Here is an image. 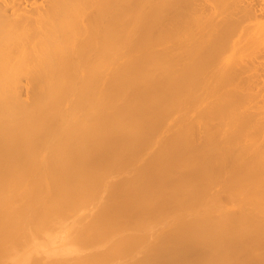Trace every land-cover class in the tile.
I'll use <instances>...</instances> for the list:
<instances>
[{
    "label": "bare ground",
    "instance_id": "obj_1",
    "mask_svg": "<svg viewBox=\"0 0 264 264\" xmlns=\"http://www.w3.org/2000/svg\"><path fill=\"white\" fill-rule=\"evenodd\" d=\"M177 1L0 0V264H264V54L225 56L264 0L191 6L210 41Z\"/></svg>",
    "mask_w": 264,
    "mask_h": 264
},
{
    "label": "rangeland",
    "instance_id": "obj_2",
    "mask_svg": "<svg viewBox=\"0 0 264 264\" xmlns=\"http://www.w3.org/2000/svg\"><path fill=\"white\" fill-rule=\"evenodd\" d=\"M159 1H161V0H159ZM166 1H168V3H170L169 2V0H166ZM177 1V0H176ZM178 1H181V0H178ZM177 1V2H178ZM203 0H182L181 2H178V3H176V4H174V6H175V10H171V13L172 14H174V12H176V14H178L177 16V18L179 19H182V17H183V19H185L184 17H186V19H188L187 21H189L190 19H191V21L189 22L190 24H188V22L187 23H185L186 24V26H188L189 25V28H190V31H192L193 30V32L195 31L196 33L198 32V31H196V30H198L200 27L201 28H206L207 29V26L209 25H211V23L209 22V20H208V18L209 19H211V17H212V19L211 20H213V23L212 24H214V26L211 28V29H208V30H210V32H209V36L205 39V41H210V40H212L215 36H217V35H220V33L222 32V31H224V29L226 28V27H228L229 25H231V23H232V19H234V18H236V17H238V16H236V15H234V12H233V14L232 13H230V12H232V11H228V10H225V11H213L212 12V10H207V11H205V10H203V11H201V12H197V11H195V10H193V9H195V6H197V3H200V2H202ZM164 2H165V0H164ZM171 2H173V1H171ZM187 5V8L185 7ZM183 6V7H182ZM191 6H193L194 8L192 9L191 8ZM170 9H171V6L169 7ZM179 8V9H178ZM184 8V9H183ZM191 8V9H190ZM182 9V10H181ZM179 11V12H178ZM186 11V12H185ZM188 11V12H187ZM168 11H165L164 13H167ZM169 13H170V11L168 12V14H165L164 16L166 17V15L168 16L169 15ZM230 14H232V15H230ZM236 14V13H235ZM171 15V14H170ZM169 15V18L168 17H166V18H164V20L166 19L167 21L170 19V21L172 22L173 21V25H174V20H176L177 18H176V16L173 18V16H170ZM234 16H236V17H234ZM173 19H172V18ZM179 19V20H180ZM180 20V22L181 21H183V23L182 24H184V20ZM194 21H193V20ZM165 20V23L167 22ZM179 20H177L176 21V23L179 21ZM210 20V21H211ZM231 20V21H230ZM170 21H168V22H170ZM204 21H208V23H206V24H208V25H203L202 24V26H200L199 27V25H201V24H199V23H202V22H204ZM167 22V23H168ZM170 22V23H171ZM179 22V23H180ZM225 22V23H224ZM169 23V25H172V24H170ZM175 23V24H176ZM210 23V24H209ZM164 25H166V24H164ZM172 25V26H173ZM168 25H166V27H167ZM179 26H180V24H179ZM206 26V27H205ZM208 26V27H209ZM233 26H235V25H233ZM171 28V26H168V28ZM185 28V27H184ZM187 28V27H186ZM210 28V27H209ZM228 29V28H227ZM227 29H226V31H227ZM181 30V29H180ZM201 30V29H200ZM203 30V29H202ZM180 33V32H179ZM182 33V32H181ZM184 33V32H183ZM229 34V42L227 43V45L225 46V56H229L228 58H231V61H239V64L242 62V63H245L246 65H248L249 67H253V65H254V63L256 62V61H259V60H261L262 59V54H264V37H256L254 34H253V32L250 30V28L249 29H242V28H236V29H233V30H230L229 32H228ZM198 34V36H199V33H197ZM197 34H195V36H197ZM180 35V34H179ZM180 36H182V35H180ZM184 36V35H183ZM197 36V37H198ZM205 38V37H204ZM181 39V38H180ZM182 39H185V36L182 38ZM171 41V40H170ZM173 42V41H172ZM171 42V43H172ZM184 42V44L183 45H185L186 43H187V41H183ZM169 45L168 44V42L166 43H164L161 47H164L165 45ZM173 44H174V42H173ZM173 44H170V46H169V48H171V45L172 46H174ZM188 44V43H187ZM166 45V46H167ZM177 45H180V44H177ZM177 45H175V46H177ZM175 46H174V48H175ZM167 48V47H166ZM179 48V47H178ZM155 49H160V46H157ZM165 49V48H164ZM172 49H173V47H172ZM172 49H170V51L172 50ZM177 49V48H176ZM161 50V49H160ZM162 50H163V48H162ZM167 50H168V48H167ZM173 51V54H174V51H175V49L174 50H172ZM178 51H179V53H180V51H181V49L179 50L178 49ZM178 51H176V53H178ZM231 56V57H230ZM253 71V70H252ZM248 74H250V70L245 74V75H248ZM177 116L178 115H172V117H173V120L174 119H176L177 118ZM171 120V119H170ZM168 120V124L167 123H164V126H163V130H162V136H160V137H163V135H166V134H169V132H171V130H172V122H173V120ZM171 124V125H170ZM168 125H170V126H168ZM256 125H257V127H255V131H257L258 132V135L259 136H264V120H259L258 119V122L256 123ZM168 126V127H167ZM171 128V129H167V128ZM164 129H166V130H164ZM167 132V133H166ZM201 133H199V135H200ZM203 134V133H202ZM201 134V135H202ZM198 135V136H199ZM166 137V136H165ZM196 138H197V136H196ZM199 139H201V138H199ZM198 141V140H197ZM196 141V142H197ZM142 159H144L143 157L141 158V160ZM140 160V162H142ZM139 161H138V163H140ZM133 169V168H132ZM132 169H131V171H130V169L127 171L126 170V172H120V173H117L116 174V176H111L110 178H111V181H117L118 180V177H117V175L119 176V177H124V176H129L130 177V173L129 172H131V173H133L132 172ZM127 172H128V175H126L127 174ZM134 174V173H133ZM132 176V175H131ZM114 179H113V178ZM121 177V178H122ZM109 178V179H110ZM113 179V180H112ZM24 189V188H23ZM101 193V192H100ZM220 193H225V192H220ZM223 195H225V194H223ZM222 195V196H223ZM218 196H219V198L221 197V194L219 195L218 194ZM224 197V196H223ZM225 198H226V195H225ZM221 199V198H220ZM223 200H224V198H222ZM222 200V201H223ZM226 202V206L228 207H230V202L228 203V201H227V199L225 200ZM223 203V202H222ZM229 204V205H228ZM81 205V204H80ZM84 205V206H83ZM223 205H224V203H223ZM82 206H83V208H82V211H81V214L82 215H84V219H80L79 217L80 216H82L81 214L79 215L78 213H76V214H73V210H71L72 212H70L69 211V209H64V212H66L65 214V220H64V222H62V224H63V226L64 227H67V228H69V229H67V233L68 234H70L71 232H73L72 230H73V228H75L74 227V225L78 222V219L79 220H81L80 222H81V224H86L87 222L89 223V219H90V217H89V215H90V213L92 212V210H90V208L88 207V206H91L90 204H83L82 203ZM87 206V207H86ZM85 211V212H84ZM86 211H88V212H86ZM80 212V211H79ZM85 213V214H84ZM87 213V214H86ZM73 214V215H72ZM70 215V216H69ZM71 218V220H70V218ZM83 217V216H82ZM81 217V218H82ZM89 217V218H88ZM67 218V219H66ZM67 220V221H66ZM88 220V221H87ZM68 221H71V222H69L68 223ZM87 223V224H88ZM72 224H73V226H72ZM71 227H70V226ZM79 225V224H78ZM77 226V225H76ZM55 229H53L52 230V232H50L49 234H51V235H49L50 236V238H58V237H60L61 235H66L65 234V229L63 230V232H61L60 231V227H57V226H55L54 227ZM49 238V237H48ZM41 240H44V238L42 237V235L39 237V241L41 242ZM51 248H53V250H51ZM53 252H58L57 251V249H56V247H55V245H53V246H50L49 248H47L45 251H44V256L42 255L41 257H38L39 258V260H40V262H42V264H45V262H46V260L47 259H49V258H47V256L49 255L50 256V258H52V254H53ZM80 252V254H86V252H81V251H79ZM59 253H61V252H59ZM56 254V253H55ZM58 255V254H57ZM41 258V259H40ZM49 261V260H48Z\"/></svg>",
    "mask_w": 264,
    "mask_h": 264
}]
</instances>
